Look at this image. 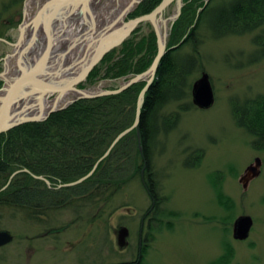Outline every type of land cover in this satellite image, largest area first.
<instances>
[{
	"label": "rangeland",
	"instance_id": "rangeland-1",
	"mask_svg": "<svg viewBox=\"0 0 264 264\" xmlns=\"http://www.w3.org/2000/svg\"><path fill=\"white\" fill-rule=\"evenodd\" d=\"M28 1L0 0V36L4 40L0 43V74L5 69L4 58L12 50L9 43L17 40ZM143 1L126 14L123 23L133 19L131 15L139 10ZM232 1L183 0L177 17L176 3H170L161 16L162 20L175 19L167 23L166 48H171L170 43L186 35L187 31L184 34L182 31L190 27L186 24L192 10L199 14L205 3H211L212 10L204 21H212L219 9ZM30 7L29 15L33 16L38 5L31 4ZM184 7L186 11L182 13ZM199 9L202 10L199 12ZM174 24L180 26L173 32ZM150 34L156 39L149 23L138 25L119 47L107 53L113 54L110 62L117 60L125 42L130 39L138 42ZM258 37L264 40V22L241 36L217 40L204 28L199 30L201 67L191 79L193 83L205 72L214 101L210 108L201 110L192 104L190 97V109L180 112L176 126L161 136L151 149V170L159 186L162 214L157 216L159 220L154 230L159 226L160 229L153 230V239L148 243L142 264H219L226 254L224 246L232 252L228 264H264V141L260 140L259 145L256 138L239 128L232 112L235 106L264 96V42L258 46ZM191 49L190 45H185L180 52L190 53ZM157 51L156 42V55ZM105 68L99 70V76L93 82L88 83L86 79L78 88L91 92L113 91L136 75L102 79ZM177 107L173 104L164 113L176 111ZM199 155H202L200 159L197 158ZM256 158L260 160L259 175L246 177V169L255 166ZM120 161L121 164L125 160ZM134 175H130L123 190L112 197L107 218L93 220L99 212L103 215V210H96V206L77 212L70 203H59V199L65 201L61 196L53 198L61 206L45 215L40 211L32 216L26 211L0 207V231H7L13 237V241L0 250V264H117L135 260L137 221L148 208L149 199L139 178ZM245 177L246 182L243 181ZM50 183L49 187L52 183L59 184L55 180ZM59 187L52 191H59ZM217 193L223 196L222 203H219ZM245 216L252 220L249 236L237 240L233 237V224ZM119 224L127 226L130 232L129 248L125 251H119L115 244L113 231ZM59 231H62L59 240L67 248L63 247V252L56 251L55 259L50 247L55 240L39 239V236ZM83 232H87L84 234L87 250L81 252L80 241H77Z\"/></svg>",
	"mask_w": 264,
	"mask_h": 264
},
{
	"label": "trees",
	"instance_id": "trees-1",
	"mask_svg": "<svg viewBox=\"0 0 264 264\" xmlns=\"http://www.w3.org/2000/svg\"><path fill=\"white\" fill-rule=\"evenodd\" d=\"M161 1H143L139 10L131 17L151 12ZM210 9L211 3L199 14L192 10L186 24V27H190L182 31L183 34L187 31L185 38L170 43V47L179 45L167 51L160 61L141 109L139 132L142 153L138 150L136 132L133 130L112 148L93 174L81 184L61 187L54 192L43 182L32 178L30 174L44 176L49 181L59 182L55 183L59 186L87 175L116 136L134 122L137 99L145 83H136L117 95L79 100L66 109L51 114L43 122L23 124L0 135V188L7 185L0 194V198L4 196L0 206L26 211L32 216L38 215L40 211L45 215L50 207H60L61 202L70 203L77 212L97 206L96 210H103V215L99 212L95 217L100 219L110 215L111 199L123 190L130 175L135 174L134 177L139 178L143 187L142 181L146 182L147 176L152 173L151 149L155 142L176 126L181 111L192 106L189 101L191 78L201 67L198 55V46L201 44L199 30L204 28L217 40L241 36L264 22V0H233L219 9L212 21L205 22L204 18ZM185 11L184 7L182 13ZM176 26L180 25L174 24L173 32ZM257 39L258 46H261L264 40L260 37ZM185 45H190L192 52L181 53L180 50ZM112 55L104 56L91 71L88 83L99 76V70L103 67L106 68L102 79H117L146 71L156 55L155 36L150 34L138 42L128 40L122 45L118 58L113 63L110 62ZM180 101L184 103L180 104ZM173 104L178 106L176 111L164 113ZM232 112L237 126L256 138L260 145V140L264 141V96L247 100L242 106H235ZM201 157L202 155L197 156L198 159ZM120 160L125 161L120 164ZM15 172L18 173L10 178ZM151 177L157 186L154 174ZM55 196H61L65 201L59 199L58 204L54 203ZM222 197L217 193L219 203L223 202ZM160 214L162 211L158 210L157 216ZM159 229L160 226L154 231ZM147 248L143 247L142 258L145 257ZM224 248L226 254L219 264H228L232 256L230 248Z\"/></svg>",
	"mask_w": 264,
	"mask_h": 264
},
{
	"label": "water",
	"instance_id": "water-1",
	"mask_svg": "<svg viewBox=\"0 0 264 264\" xmlns=\"http://www.w3.org/2000/svg\"><path fill=\"white\" fill-rule=\"evenodd\" d=\"M92 0H46L40 10H36L33 13L32 19L35 21L43 20V30L44 36L46 39V44L44 49H42L38 56L34 60L23 58L21 55V47L24 44V33L26 32L27 25L24 26L25 19V10L23 13V20L18 27V37L14 43L9 45L12 47L11 53L7 54L4 58V68L7 62L11 60L14 61L13 65L15 67V75L11 81H5L6 86L0 89V135L9 132L10 130L27 123H37L45 121L51 114L64 110L73 103L77 102L80 99H91L98 96H108L116 95L129 88L130 86L139 83L145 82V86L141 90L135 108V119L133 125L121 132L113 140L109 148L103 154L101 158L95 163L93 170H91L84 177L62 185L63 187H73L78 184H81L86 179H88L94 172V169L97 165L105 159L112 148L129 132L135 130L137 137L138 150L142 153L141 147V136L139 132V122L141 116V109L144 102V97L149 87L152 84L155 73L157 72L158 65L166 53V29L164 31L165 35L163 38L160 35L157 24L158 21L166 25L168 21L175 20L174 17L168 20H162L161 16L164 10L172 2L176 3L177 11L176 17L180 13V8L182 7V0H162L161 3L149 14L142 15L133 20H129L127 23H124L122 26L117 27L121 21V15L118 16L114 21L108 23V25L101 30L97 35H93V28L90 26L85 30L82 35L83 44L86 43L82 56L79 58L77 64H73L68 68L62 66L59 61L63 60V55L58 58L51 56V50L53 48L56 37L50 30L47 29V26L50 22H62L66 23L67 20L75 13L76 9L81 7L84 9L86 4ZM141 0L137 1L136 5ZM136 0H133L132 3L135 4ZM206 3L204 4V6ZM86 10V9H84ZM202 9H199V12ZM114 13V10L112 11ZM83 16L85 13L82 12ZM125 15V14H124ZM41 17H45L42 19ZM62 20V21H61ZM149 23L156 35L157 39V55L155 56L151 66L147 71L132 76L127 82H122L120 88L113 91H104V92H93L87 93L86 90L79 89L78 86L84 82L91 71L96 67V65L102 60V58L112 51L119 47L132 33V31L140 24ZM25 31V32H24ZM35 34L32 38L28 39L25 45L27 47L33 46ZM76 39L75 41H77ZM29 45V46H28ZM34 46L30 49L33 54ZM74 62V63H76ZM57 69V70H56ZM74 70V74L71 73V77L65 78L64 74L67 76L69 72ZM60 75L64 78H60ZM2 74H0V79ZM4 80V79H3ZM65 90H71L78 94V96L72 98L70 101L59 105L58 107L56 102L60 100L62 92ZM33 100L31 105H27L26 108H40V114L35 117H27L23 119H18L14 116L13 111L16 106L19 107L24 104L26 100ZM191 99L192 104L201 110H205L211 107L214 98L213 90L211 83L209 81L208 75L203 72L201 76L192 83L191 86ZM47 102H52V107L45 111L44 104ZM25 105V104H24ZM24 109V108H23ZM14 117V119H13ZM255 166H249L246 169V177H256L259 175L258 167L260 165V160L256 158L254 160ZM143 172H141V178L143 177ZM18 173V172H17ZM13 174L12 176H14ZM11 176V177H12ZM30 176L37 180H44L42 177H38L30 174ZM246 177L243 178V181L246 182ZM48 184V181L45 180ZM6 186H4V189ZM252 226V220L250 217H240L235 220L233 224V237L237 240H245L249 236V231ZM127 237L128 230L125 227H121L117 230L116 233V242L117 246L120 249H124L127 246ZM13 241V237L7 231H0V247L10 244Z\"/></svg>",
	"mask_w": 264,
	"mask_h": 264
},
{
	"label": "bare ground",
	"instance_id": "bare-ground-1",
	"mask_svg": "<svg viewBox=\"0 0 264 264\" xmlns=\"http://www.w3.org/2000/svg\"><path fill=\"white\" fill-rule=\"evenodd\" d=\"M41 1H43V3H41ZM45 1L46 0H32V1L29 0L26 5V9H25L26 20L24 21V26L27 25V27L25 29L26 32L24 31L25 32L24 39L25 38L27 40L29 38L31 39L32 36L35 34V39H33L34 40L33 54L30 51V49L33 46L30 47L28 45L29 47H27V44L25 45L27 40L24 41V44L21 47L20 54L23 55V58H25L26 61L27 59L34 60V58L38 56V53L42 49H44L46 44V39L43 30V24H44L43 20L35 21V19L34 20L32 19V15L31 14H30L31 16L29 15V9L31 8L30 7L31 4L38 5V10H40ZM132 1L133 0H92L86 4V7L84 8L86 10L82 9L81 7L77 8L75 13L71 16L69 20L66 21V23L50 22L47 26V29L50 30V32L53 33L56 37L53 48L51 50V56L52 57L58 56L59 58L60 56L63 55V60L61 62L59 61V63L66 68H68V66L71 67L73 64H77L79 58L83 54L86 45V43L83 44L81 40L85 30L90 26V28H93L92 34L95 36L101 30H103L108 25V23L114 21L116 18H118V16L121 15V21L118 25L120 28V26L124 24L123 18L126 16L128 12H130L134 8V6H136L137 1L139 0H136L135 4H133ZM113 10L114 13L112 12ZM82 12L85 13V16L81 15ZM41 18L45 19V17H41ZM156 24L160 32V35L162 36L161 38H163V36L165 35L164 31L165 29L167 30L166 22L164 25L160 21H158V23ZM76 39L78 40L75 41ZM178 45H176V47H178ZM54 49L56 50L54 51ZM13 63H14L13 60L7 62L4 71L1 73L2 74L1 78L4 79L5 81L8 82L11 81V79L15 75L14 73L15 67ZM73 71L74 70L65 71V72H69V75L67 76L64 74L65 78L67 77L70 78L72 76L71 73L74 74ZM64 76L60 75V78L62 77L64 78ZM87 93H93V92L87 91ZM76 96H78L76 92L71 90H65V92H62L60 96V100L56 102L58 103L56 107L70 101L72 98ZM32 103L33 100L30 99L24 102L25 105L22 104L20 107L19 105L16 106L13 111L14 116L18 119L38 116L40 114V110H41L40 108H35V109L26 108L27 105H31ZM51 107H52V102H47L44 104L45 111Z\"/></svg>",
	"mask_w": 264,
	"mask_h": 264
},
{
	"label": "flooded vegetation",
	"instance_id": "flooded-vegetation-1",
	"mask_svg": "<svg viewBox=\"0 0 264 264\" xmlns=\"http://www.w3.org/2000/svg\"><path fill=\"white\" fill-rule=\"evenodd\" d=\"M246 2H248V1H245V3ZM206 6L204 7V9L206 8ZM0 43H4V40H3V38L1 36H0ZM3 63H4V60H3ZM5 85H6L5 80L0 79V86H2L0 88L5 87ZM151 175H152V173L147 176L146 182L142 181L143 189H144L145 194L147 195V197L149 199V206H148L147 209H145V211L143 212V214L140 216V218L137 221V237H136L137 252H136L135 260L126 261L125 263H117V264H140V262L142 260V249H143V247L144 246L147 247L148 243H150L152 241V234H153L154 226H155V224H157V221L159 220V219H157V211L160 208V204L162 202V199H160L158 197L159 186L157 187V186L154 185V180L151 177ZM38 177H42L44 179V180H38V181H41L44 184L48 185V189H50V190H56L59 187V186H57V185H55L53 183H52V187H49V185L51 184L49 180H48V184H47L45 182L46 178L44 176H38ZM142 179H143V177H142ZM35 180H37V179H35ZM2 192H4V186L2 188H0V194ZM0 201H2V203H3L4 196H2L0 198ZM49 209L53 210V209H55V207H50ZM93 220H97V219H93ZM121 227H125L128 230L127 246L124 249H120L119 250V251H125V250H127L129 248V236H130L129 228L127 226H123L122 224H119L118 228L113 231V234L115 236V244L117 245L116 233H117V230L120 229ZM61 232L60 231L59 232H54V233L50 232V233H48V235H45V233H43V234H41L39 236V239L50 238V239L55 240V243L50 246L52 248V255H53V257L55 259H56V257H55L56 251L59 250V251L63 252L62 248L63 247H65V249L67 248L66 245H62L61 241L59 240L60 239L59 235L61 234ZM86 233L87 232H83L82 235H80V237H79V239L77 241V242L80 241V243L78 245L80 246L79 249L81 250V252L87 250L86 249L87 245H86V242L84 241L85 237H86V236H84V234H86ZM58 240H59V242L57 243ZM82 242H83V244H81ZM6 246L7 245L0 247V250H3L4 247H6ZM68 248H71V247H68ZM61 260H62V258L61 259H57L58 262L61 261Z\"/></svg>",
	"mask_w": 264,
	"mask_h": 264
}]
</instances>
